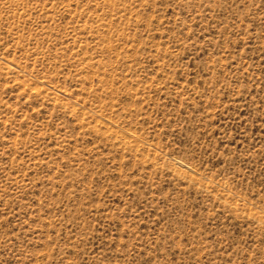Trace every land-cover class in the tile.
I'll return each instance as SVG.
<instances>
[{
  "label": "rangeland",
  "instance_id": "1",
  "mask_svg": "<svg viewBox=\"0 0 264 264\" xmlns=\"http://www.w3.org/2000/svg\"><path fill=\"white\" fill-rule=\"evenodd\" d=\"M0 264H264V0H0Z\"/></svg>",
  "mask_w": 264,
  "mask_h": 264
}]
</instances>
